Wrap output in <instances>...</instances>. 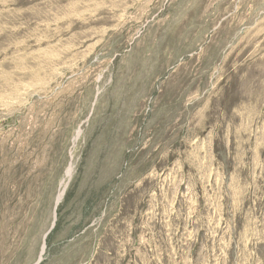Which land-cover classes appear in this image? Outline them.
<instances>
[{
  "label": "rangeland",
  "instance_id": "1",
  "mask_svg": "<svg viewBox=\"0 0 264 264\" xmlns=\"http://www.w3.org/2000/svg\"><path fill=\"white\" fill-rule=\"evenodd\" d=\"M0 264H264V0H0Z\"/></svg>",
  "mask_w": 264,
  "mask_h": 264
},
{
  "label": "bare ground",
  "instance_id": "2",
  "mask_svg": "<svg viewBox=\"0 0 264 264\" xmlns=\"http://www.w3.org/2000/svg\"><path fill=\"white\" fill-rule=\"evenodd\" d=\"M14 100H15V99H14ZM79 134H80V133H79ZM108 153H109V152H108ZM104 159H105V158H104ZM85 168H86V167H85ZM71 171H72V169H69V170H68V172H67V176H68V177H70V175H71ZM87 191H88V190H87ZM87 193H88V192H87ZM62 197H63V193L60 194L58 200H59V199L61 200Z\"/></svg>",
  "mask_w": 264,
  "mask_h": 264
}]
</instances>
